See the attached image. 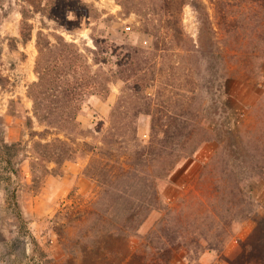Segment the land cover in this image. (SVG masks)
<instances>
[{"label":"rangeland","instance_id":"rangeland-1","mask_svg":"<svg viewBox=\"0 0 264 264\" xmlns=\"http://www.w3.org/2000/svg\"><path fill=\"white\" fill-rule=\"evenodd\" d=\"M203 1L220 38L226 13L238 29L245 25L243 33L232 35V47H224L231 74L229 112L218 124L212 121L217 108L212 85L209 92L201 88L205 73L210 76L213 44L195 0H0V143L23 144L19 154L4 153L8 162L0 161V264H264V170L244 175L252 204L236 203L240 196L232 181V166L242 157L263 162L264 0H230V6L218 4V9L215 0ZM156 42L165 71L144 86L143 95L154 102L152 113L135 115L146 100L134 94L133 81L122 75L117 61L126 60L130 48L154 52ZM72 44L105 85L104 93L83 99L79 128L68 133L47 122L61 115L58 109L48 111L50 77L39 81L41 71H54L51 63L59 50ZM173 104L180 112L189 106L198 120L207 107L216 137L158 178L160 205L137 230H128L133 234L123 238L113 230H90L98 214L121 219L126 203L148 194L150 175L138 170L160 168L135 162L152 149L158 122L166 117L163 110ZM132 124L136 139L125 134ZM117 134L125 137L115 139ZM228 136L227 143L220 141ZM59 139L77 152L57 162L53 151ZM244 207L246 218L228 224ZM162 225L173 236L182 234L184 244L173 245L161 262L147 237ZM217 240L218 248H211ZM197 244L196 258L189 247Z\"/></svg>","mask_w":264,"mask_h":264},{"label":"trees","instance_id":"trees-1","mask_svg":"<svg viewBox=\"0 0 264 264\" xmlns=\"http://www.w3.org/2000/svg\"><path fill=\"white\" fill-rule=\"evenodd\" d=\"M122 3L126 6V2L123 1ZM193 4L197 11L200 13V17L202 19L201 21L203 23L202 26L205 25L204 27L207 28V36L209 37L211 33L210 40L212 39L211 43L213 44L211 55L212 61L210 70L209 67H207L208 70L206 69L207 73L210 71V76L208 78L205 73L201 80V88L209 92V86L210 84L212 85L214 100L217 103V108L214 111L215 115L212 121L218 124L220 123L219 121H221V119L225 117L229 112V92L227 90V86L231 74L228 66V58L225 54L224 47H232V35L235 32L243 33L245 25L243 21V23L241 24L242 28L238 29L232 24L231 19H228V13H226V18L224 22L221 23L220 27L225 36L220 38V36H218L216 34V31L214 30L215 27L211 25L212 18L209 11L207 10L204 1L195 0ZM215 4H217V9L219 6L218 4H223L224 7L231 5L230 0H215ZM138 12L146 13L144 12V10H139ZM23 15L25 18L27 17L25 11H23ZM199 40L201 45L205 41L202 30L199 35ZM96 41L98 45L99 41ZM76 47L74 44H72L69 47L60 49L57 55L52 59L51 69H53L54 71L49 73L46 70L41 71L39 81V84L40 82L44 84L45 79L50 77L49 83L52 84H50V87L48 86L46 92L48 93L47 99L50 103V105H48V111L52 113V109H58L61 115L60 120H54L55 122H47H49L50 124L57 123V125L63 127V129L65 131H68V133L73 132L75 129L79 128L80 122L78 121L77 116L79 111L81 110L83 99L95 93H104L102 87L105 85V81L101 82L100 74H98V72H94L88 62H84L83 53L80 52L79 48ZM154 49L156 51L150 52L147 50H143L142 48H130L125 52L124 58H126V60L120 57V59L117 61V65L121 67L120 72L122 73V75H126L125 77H127V79L133 81L131 89L134 91V94L146 100V108H143L141 106L136 110L135 115H137V113L141 111H148V113L150 114L152 113L151 107L154 102L148 101L149 96L143 95L144 86L148 84L149 80H157L158 76L162 77V72L165 71L163 67H159V64L162 61L164 55L161 52L162 48L160 47L158 42L154 44ZM114 51L117 56H121L122 53H118L117 50ZM202 52L204 59L209 57V52L208 50H206L205 46L204 50L202 49ZM97 61L100 62L101 58L97 57ZM178 65L176 66V68L179 67ZM151 70L154 72L152 76L150 75ZM168 85L172 86V84L170 83H168ZM35 100L38 105L39 101L36 97ZM207 110V107H202L203 115L201 114L200 120H198V118H192V109L189 106L183 107L181 112L176 104H173V106L171 107L166 106V108L163 110L166 117L161 118L162 120L158 122V126H160L161 129H159L156 132L157 134L155 133L154 135L155 140L152 149L150 147L149 150H143L144 152L140 153L138 162H135V165H139L143 161L147 162L148 164L155 162L160 168L159 170H154L151 173L144 170L146 169V167L138 170V172L146 174L148 173L150 175L151 181L148 194H145L144 198L140 199L139 201H131L126 203L124 207L126 215L122 216L123 218L121 219H115L112 217L106 218L105 215L107 213L105 212H103L102 214H98V224L91 225V227H89L90 230H113L112 232L117 233L123 238H126L127 236L133 234L129 233L128 230H137V228H139L142 222L147 218L150 211L154 208H158L160 205L161 198L158 189L156 188L158 178L162 177L168 171L172 170V168L181 158L192 156L204 142L216 137L214 134L216 129H213L209 125L208 119L206 118ZM38 115L40 117V113H38ZM218 115L220 118H218ZM202 116H204V120L201 119ZM155 120L158 121L157 118H155ZM221 124L224 123L221 122ZM127 133H133L135 136L134 139L137 138V127L135 126V124H132L129 132H126L125 134ZM160 133H163V135L160 136ZM119 136L125 137L124 134H117L115 139H118ZM229 139H231V137L228 136L220 141H225V143H227ZM59 141L60 144L57 146L59 149L53 151V156L55 154L54 160H56L57 162L71 157L72 154L77 152L76 148L73 145H70L67 141H64L62 139H59L58 142ZM116 141L123 142L124 140ZM48 145L49 144L44 143V146ZM21 146H23L22 141L1 142L0 161L8 162V160L4 157V153H12V155L15 156L19 154ZM175 146H177V148H174ZM167 147H170V149L167 150ZM178 148L180 149V152H175ZM45 154L48 153L45 152ZM236 166H238L237 169ZM261 169L264 170V155L263 162H249L247 158L242 157L240 164H233L232 181L238 188L237 194L238 196H240V199L236 200V203L239 204V206L253 203V196L250 195V193H248L243 186V182H245V173H253L255 171L259 172V170ZM125 171L130 172L131 170ZM138 172L134 174H137ZM15 205H17V202H15ZM245 208L246 207L240 210L237 216H232L231 221L228 219V224H231L233 220L237 219V217L242 219L246 218ZM217 210L219 216H223L222 210L219 208H217ZM17 216L22 220V214L19 210L17 211ZM168 228H166V225H162L158 230H152L147 237L150 243L153 244V246L150 245V247L154 249L153 251L156 255L155 258L161 262L162 260L167 261L169 251L171 250L173 245L177 243L184 244V242L181 241V238L183 237L182 234L175 233L176 236H173L169 233ZM197 243L199 244V242ZM217 243L218 240L212 244L211 248H218ZM198 244L194 247H189V251L191 253H194L193 257L196 258L201 253Z\"/></svg>","mask_w":264,"mask_h":264},{"label":"clouds","instance_id":"clouds-1","mask_svg":"<svg viewBox=\"0 0 264 264\" xmlns=\"http://www.w3.org/2000/svg\"><path fill=\"white\" fill-rule=\"evenodd\" d=\"M68 18H69L70 20L72 19V16H71V14H69Z\"/></svg>","mask_w":264,"mask_h":264}]
</instances>
